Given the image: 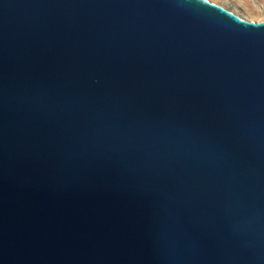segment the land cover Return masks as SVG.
<instances>
[{"label":"water","instance_id":"1","mask_svg":"<svg viewBox=\"0 0 264 264\" xmlns=\"http://www.w3.org/2000/svg\"><path fill=\"white\" fill-rule=\"evenodd\" d=\"M0 264H264V22L0 0Z\"/></svg>","mask_w":264,"mask_h":264},{"label":"rangeland","instance_id":"2","mask_svg":"<svg viewBox=\"0 0 264 264\" xmlns=\"http://www.w3.org/2000/svg\"><path fill=\"white\" fill-rule=\"evenodd\" d=\"M248 22H264V0H208Z\"/></svg>","mask_w":264,"mask_h":264}]
</instances>
